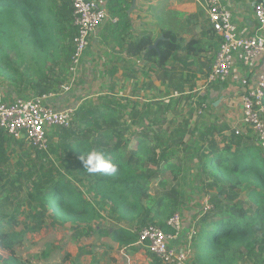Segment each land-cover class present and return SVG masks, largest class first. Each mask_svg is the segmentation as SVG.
<instances>
[{"label":"rangeland","instance_id":"rangeland-1","mask_svg":"<svg viewBox=\"0 0 264 264\" xmlns=\"http://www.w3.org/2000/svg\"><path fill=\"white\" fill-rule=\"evenodd\" d=\"M60 8L68 21L58 37L57 47L45 53L41 44L20 37L19 45L7 54V60L18 75L6 71L0 77V89L6 101L33 100L42 97L41 91L46 90L47 102L59 109L100 105L103 98L120 104L121 118L116 129L128 143L127 152L136 150L141 138L155 141L154 157L160 174L153 179L151 193L158 198L169 191L177 192L186 234L181 248L188 244V230L200 227L211 216L203 209L204 205L215 208L220 204V197H225L232 203L252 206L251 185L233 189L225 178L205 171L198 158L211 137L219 145L231 143L236 137L234 109L223 114L212 106V100L200 96L218 49L216 42L208 36L203 40L201 33L194 32V20L184 17L177 33L189 31L185 34L186 41L201 40L205 55L189 58L179 53L165 70L148 64L140 66V61L133 63L125 59V37L118 36L116 24L109 15L107 22L91 37L80 65L72 71L70 54L75 31L69 20L71 13L67 8ZM200 20V29L204 30V22L207 30L206 21ZM128 21L121 24L123 34L126 26L133 28L132 20ZM156 22L154 26L149 25L154 41L167 28L174 27L171 30L177 31L176 20L167 19L163 13L156 16ZM135 27L138 32L139 26ZM22 28H25L24 23L16 29L21 32ZM202 104L208 106V112L198 116ZM61 132H51L48 153L33 150L24 142L20 147L10 144L6 159L0 163V218L5 231L14 236L22 235L23 247L17 249V254L33 264H158L147 248L138 244L122 246L109 239L115 227L129 230L134 227L119 222L111 205L91 191L95 174L84 169L80 158L72 159L61 150ZM243 137L254 142L251 131L249 137ZM163 158L177 164L178 182L172 172H161ZM150 169L156 171L157 167L150 166ZM53 175L74 182L96 210L94 222L79 225L77 233L75 225L55 221L54 213L39 204L41 185L51 182ZM163 181L166 183L161 188L159 183ZM89 227H93L94 232L86 235ZM258 238L264 240V232ZM190 245L195 250L194 245ZM4 259L7 255L0 251V264ZM233 264H264V250L243 249Z\"/></svg>","mask_w":264,"mask_h":264},{"label":"trees","instance_id":"trees-1","mask_svg":"<svg viewBox=\"0 0 264 264\" xmlns=\"http://www.w3.org/2000/svg\"><path fill=\"white\" fill-rule=\"evenodd\" d=\"M61 1L0 0V77L6 71L18 75L7 60V54L19 45L20 37L41 44L45 53L58 46V37L64 32V24L68 21L59 7L67 8L71 13L69 20H72L71 0ZM123 4L124 0L110 2L112 17L123 19ZM23 23L25 28L19 32L16 28H21ZM121 24H116V29ZM71 25L73 26V21ZM129 28L126 26L124 31H129ZM73 29L76 36L74 26ZM208 33L214 37L211 30ZM162 36L164 40L160 41L158 50H150L149 47L156 42L151 34L138 38L129 35L125 53L128 57L143 58L148 65L158 70H165L179 53H184L189 58L202 57L206 53L199 39L186 42L171 31H164ZM217 40L219 43L218 38ZM74 51L73 44L70 59ZM44 93L46 90L41 91L40 96L45 95ZM101 101L100 105H81L74 110L71 128L61 130L60 141L61 150L72 159H81L82 154L86 157L88 152L96 150L103 151L106 159L117 165L118 170L114 175L95 174L91 191L111 205L112 213L119 222L131 225L134 229L115 227L110 232L109 239L122 246L135 245L142 229L151 225L162 228L166 233H173L167 222L180 211L177 192L169 191L158 198L151 193L153 179L160 174L154 157L155 141L141 138L137 149L127 152L128 143L116 129L121 118L120 104L104 98ZM234 138L231 143L222 142L219 145L211 137L203 147L202 156L198 158L205 171H210L215 177L225 178L233 189L251 185L253 191L249 195V201L252 206L232 203L227 198L220 197V204L208 212L211 216L200 227L195 228L196 234L191 242L188 241L191 232L189 227L187 241L195 247L194 264H233L243 249L255 252L258 247L261 251L264 250V240L258 238L264 232V151L250 138ZM21 143L11 140L0 128V163L6 159L10 144L20 147ZM163 160L161 172H172L174 180L178 182L177 164L167 158ZM150 166L157 167V170H151ZM52 179L41 185L39 204L54 213L55 221L75 225L76 233L79 225L92 224L97 213L80 188L64 177L57 178L53 175ZM165 183L163 181L159 186L164 188ZM3 227L4 221L0 218V251L7 255L2 264H33L31 260H25L17 254V249L23 247L22 235L14 236ZM82 229L87 230V227ZM92 232L93 227H89L85 234L90 235ZM185 235L183 222L179 244ZM170 244L173 246L174 243ZM154 259L158 264L161 263Z\"/></svg>","mask_w":264,"mask_h":264},{"label":"built area","instance_id":"built-area-1","mask_svg":"<svg viewBox=\"0 0 264 264\" xmlns=\"http://www.w3.org/2000/svg\"><path fill=\"white\" fill-rule=\"evenodd\" d=\"M71 3L72 21L76 29L71 70L75 71L90 46L91 37L107 22L111 13L107 8L109 0H71ZM205 10L210 30L219 39V48L203 84L204 88L225 84L236 67L240 66L249 73L259 61L262 63L255 86L241 97L240 107L234 118V134L236 137L249 136L251 131L255 145L264 151V39L258 36H241L234 22L232 9L224 0H205ZM254 13L259 30H264L262 2L254 3ZM112 18L113 24L119 22L117 18ZM47 99L43 95L33 100L18 98L9 102L0 89V128L11 140L27 143L33 150L48 153L51 132L70 129L74 110L59 109L47 102ZM207 111L208 106L202 104L197 115L202 116ZM203 209L208 213L213 207L204 205ZM167 225L173 233H166L155 225L143 228L139 234L138 246L147 248L162 264H194L190 243L185 248L174 245L180 241L183 215L175 213ZM190 233L189 242L196 232L191 230ZM170 242L174 243L173 246Z\"/></svg>","mask_w":264,"mask_h":264},{"label":"crops","instance_id":"crops-1","mask_svg":"<svg viewBox=\"0 0 264 264\" xmlns=\"http://www.w3.org/2000/svg\"><path fill=\"white\" fill-rule=\"evenodd\" d=\"M111 1L112 0H109L108 8ZM224 1L228 3L232 9L234 22L241 36H258L264 39V30H259L258 21L254 13V3L262 2L264 4V0ZM160 13H163V15L166 16L167 19H175L177 26L176 32L171 30L174 29V27L167 28L163 30V32L171 31L176 34L179 38H183L186 41L185 34L189 33V31H187L186 33L183 32L182 34H179L177 32L180 29V24L182 23L181 20L184 19V17H190V19H193L194 23L196 24L194 31L195 33H201L200 37L203 40H205L206 36H208L210 39L212 38V40L218 43L217 37L215 35L213 37L210 35V33H208V31L210 30V26L205 10V0H124V4L121 7V14L123 16V19L120 20L119 17L114 18H117L119 20L118 24H120V22L126 24L125 22H127L128 20H132L133 28L131 27L129 31H125V33L123 34V28H120L121 26H118V29H116L119 32L118 36L120 38L125 37V40H127L129 35L138 38L145 34H150L149 25L154 26V22L157 23L156 16H158ZM200 18H202V20L206 21V23L208 24L207 30H205L206 25L204 24V22H202L205 26L204 30L203 28L200 29ZM135 26H139L138 32H135ZM196 28H198L199 31H197ZM156 30H158V28ZM161 37L159 36L156 41ZM125 59L127 61H132L133 63L140 61V66H143V64L146 66L147 64L143 58H133L128 57L126 55ZM261 69L262 63L260 61L254 66V68L249 73H246V71L240 66L236 67L228 82L215 87L209 86L207 88H204L203 86L201 89V91L203 92L200 94V96L204 97L205 100H212L214 102L212 106L215 107L217 110L219 109L220 112L223 114L227 113L229 109H234L235 118L240 107L241 97L246 91L250 90L255 86L257 77ZM174 245L176 247L181 248V242L180 244L178 243Z\"/></svg>","mask_w":264,"mask_h":264},{"label":"clouds","instance_id":"clouds-1","mask_svg":"<svg viewBox=\"0 0 264 264\" xmlns=\"http://www.w3.org/2000/svg\"><path fill=\"white\" fill-rule=\"evenodd\" d=\"M81 161L84 164V169L90 174H103L111 176L116 174L117 165L106 159L103 151H90L86 157L82 154Z\"/></svg>","mask_w":264,"mask_h":264},{"label":"water","instance_id":"water-1","mask_svg":"<svg viewBox=\"0 0 264 264\" xmlns=\"http://www.w3.org/2000/svg\"><path fill=\"white\" fill-rule=\"evenodd\" d=\"M163 40H164V37L162 36L152 46H150L149 49L150 50H158V45H159L160 41H163Z\"/></svg>","mask_w":264,"mask_h":264}]
</instances>
